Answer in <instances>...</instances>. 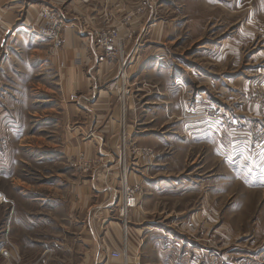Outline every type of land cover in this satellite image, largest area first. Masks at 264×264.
<instances>
[{
	"label": "crops",
	"instance_id": "crops-1",
	"mask_svg": "<svg viewBox=\"0 0 264 264\" xmlns=\"http://www.w3.org/2000/svg\"><path fill=\"white\" fill-rule=\"evenodd\" d=\"M168 2L163 11L180 19L168 27L155 24L152 43L170 53L138 59L130 72L133 80L151 82L153 90L132 102L128 113L130 185L145 192L129 216V231H135L129 264H195L188 252L198 254L200 264H264V140L258 135L264 107L250 103V97L264 94V0ZM63 4L0 0V45L16 54L0 62V82L8 79L18 84L15 92L24 89L35 99L31 103L45 113L41 121L53 118L58 129H71L67 143L63 137L56 145L58 157L83 158L95 167L85 173L77 166L83 179L69 191L71 216L62 218L63 232L50 229L45 201L28 196L24 208L16 201L0 204V264H98L105 250L110 256L123 247L124 229L112 200L120 176L113 170L120 146L116 74L79 25L66 27L61 49L29 35V25L40 23L46 8L69 19L64 14L72 8ZM210 105L228 116V132L206 122L203 112ZM254 138L262 143L251 146ZM144 149L154 155L133 154ZM3 182L0 194L11 199L15 190ZM114 229L121 238H113ZM178 240L192 248H175ZM111 262L123 264L112 258L102 264Z\"/></svg>",
	"mask_w": 264,
	"mask_h": 264
},
{
	"label": "rangeland",
	"instance_id": "rangeland-1",
	"mask_svg": "<svg viewBox=\"0 0 264 264\" xmlns=\"http://www.w3.org/2000/svg\"><path fill=\"white\" fill-rule=\"evenodd\" d=\"M168 1L138 0L132 4L130 1H115L112 3L106 0H64L62 8H72L71 12L69 11L70 13L64 14V17L69 19L64 20L58 14L59 12L56 13L54 10L46 8L42 11V20H40V23L36 22L29 25L31 32L29 35L48 41L54 49H61L63 47L64 30L68 25L74 24L75 26H81L80 29H83L88 36L92 35L94 44L100 48L101 62L107 64L111 72L114 71V74H116L112 87L117 97L116 104L120 108L119 127L116 129V134L120 138V146L118 150L119 156L116 162H114L113 170H118L120 176L118 188L113 192L112 200H114V212L117 214L118 221L123 225L124 229L123 239L121 241L123 245L122 250L124 246H127L129 258H131L129 248L132 238L130 234L131 232H135L133 229L129 231V216L137 210L139 201L145 197V192L139 186L130 185L129 177L132 170L129 166L130 159H128L131 141L128 113L132 102L146 99L147 97H144V95L151 94V90H153L152 86H150L152 85L151 82L148 80H133L130 77V72L138 59L140 62H146L147 60L145 58L151 59L159 53L164 55L170 53L169 50H162L163 48L152 43L155 24L161 23L164 27H168L175 19H180L174 17L173 14L170 16L167 12L163 11L165 10L164 7H168L167 5L171 3ZM170 1L174 2V0ZM123 6L124 9L122 10ZM25 11L23 10V13ZM111 12L114 13L112 16L113 28L108 29L107 26H109ZM46 14L49 16H46ZM23 19L24 17L20 18L19 23L24 24L25 20L23 21ZM50 20L53 22L56 21L57 23L54 24L60 28L59 32L62 38L60 46H57V43L42 37L38 33L39 28L44 24L47 25V21ZM174 25L172 26L174 27ZM71 27L75 29L74 26ZM138 28L139 32L137 31ZM2 38L1 36L0 39ZM17 40L18 42H24L23 39ZM129 41L130 44L127 46L126 43ZM2 43L0 45V62L5 61V58L11 54L10 49L6 51L2 48ZM107 48H111V50L108 51ZM18 51L16 50L17 53H19ZM145 51H147V55L143 54ZM11 55L14 56L16 54L12 52ZM14 85L17 86L18 84L12 83L8 79L5 80L2 78L0 82V179L2 182L1 186L4 183L3 181H6V188L15 190L14 193L12 192L10 194L16 198L12 197L10 199L7 194L1 192L0 204L1 206H5V204H13L9 203L10 201H16L17 208H24L23 203L28 196L33 201H35L34 199L38 202L45 201V204L49 205V214L47 216L49 217L48 223L50 229H58L63 232L64 230L60 228V224L64 222L62 218L71 216L66 203L70 197L69 191L76 180L80 182L83 179L82 174L76 171L78 170L77 166L81 164L82 168L85 169V173H90L95 166L93 163L84 162L83 158L78 159L76 162L73 159H62L61 156L58 157L60 150L56 145H58L63 137V142L67 143V137L71 129L67 127L65 130L58 129L53 118L41 121L42 117L40 116L45 114L41 110V105L34 106L31 102H35V99L31 100L30 96L25 95L24 89L15 92L16 87ZM10 102L14 104H9ZM250 103L255 105L259 104L264 107V103L259 100L258 94L250 97ZM31 111L33 115H30ZM36 113L39 115H35ZM203 117L206 122L215 124L218 128L221 120L226 122L230 121L226 114H223L221 110H218L213 105L206 108L203 112ZM255 140L257 142H251V146L253 144L256 147L262 143L257 138H254ZM138 153L144 154L147 157L154 155V151L150 149H144L141 152H134L133 154L138 155ZM100 161L103 162L102 160ZM110 171L111 168H109ZM110 173H113V171ZM14 186L16 189H14ZM125 194L126 197L133 198L136 201V207L128 209V214H126L127 220L121 214ZM38 202H35V204H40ZM22 216L24 215L22 214ZM125 222L127 224L126 230L124 226ZM3 232H8V228H4L3 226ZM50 232L53 231L50 230ZM116 236L121 238L119 232L114 229L113 238H117ZM72 243V245H77L75 240ZM174 246L177 249L184 247L192 248L189 242L184 243L183 240H178ZM49 253L50 256L54 255L53 251H49ZM187 255L193 263H201L198 254L192 255L188 252ZM219 257L220 255H216L214 262L218 263L221 260ZM109 258L110 256L105 250V255L103 254L102 258L101 256L97 257V260H101L98 264L105 263V261L107 263ZM226 259L229 261H237L235 263L239 262L235 257L227 256ZM20 260L21 257L18 258V261ZM119 261L124 264L122 260ZM111 263L114 264L115 262Z\"/></svg>",
	"mask_w": 264,
	"mask_h": 264
},
{
	"label": "built area",
	"instance_id": "built-area-1",
	"mask_svg": "<svg viewBox=\"0 0 264 264\" xmlns=\"http://www.w3.org/2000/svg\"><path fill=\"white\" fill-rule=\"evenodd\" d=\"M46 16H49V15L46 14ZM54 23H57V22L56 21L53 22L51 20L47 21V25L44 24L43 26H41V28H39V30H38V33L42 37L50 39V40L54 41L55 43H57V46H60L61 43H62L61 33L59 32L60 28ZM261 31L264 34V24L261 26ZM107 50L109 51V50H111V48H107ZM258 96H259V100L264 103V94H261V95H258ZM229 125H230V121L226 122L224 120H221L219 122L220 130L225 131V132L226 131L228 132ZM258 135L260 136L259 140H264V130L263 129L259 131ZM130 200L135 201L133 198L126 197V194H125V198H124V203H123V206H122L121 214H122L123 217L126 218V220H127V215L126 214H128V209L136 207V201H135V204H129ZM125 211H126V213H125ZM124 226H125V230H126V226H127L126 222H125ZM110 258L115 259V260H122L124 262V264H129L130 258L128 256V248H127V246H124V248H123V250L121 252H112L110 254Z\"/></svg>",
	"mask_w": 264,
	"mask_h": 264
},
{
	"label": "bare ground",
	"instance_id": "bare-ground-1",
	"mask_svg": "<svg viewBox=\"0 0 264 264\" xmlns=\"http://www.w3.org/2000/svg\"><path fill=\"white\" fill-rule=\"evenodd\" d=\"M130 204H134L135 202L133 200L129 201ZM126 212V211H125ZM127 233V232H126Z\"/></svg>",
	"mask_w": 264,
	"mask_h": 264
}]
</instances>
